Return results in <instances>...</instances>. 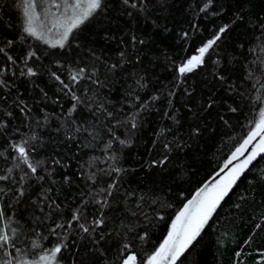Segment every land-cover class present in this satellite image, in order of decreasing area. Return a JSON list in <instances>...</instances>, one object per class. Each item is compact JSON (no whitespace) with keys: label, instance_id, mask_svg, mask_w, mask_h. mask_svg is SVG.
Returning a JSON list of instances; mask_svg holds the SVG:
<instances>
[{"label":"trees","instance_id":"trees-1","mask_svg":"<svg viewBox=\"0 0 264 264\" xmlns=\"http://www.w3.org/2000/svg\"><path fill=\"white\" fill-rule=\"evenodd\" d=\"M19 3L0 0V260L60 244L58 264H145L257 123L264 0H102L64 48L24 32ZM176 264H264V155Z\"/></svg>","mask_w":264,"mask_h":264},{"label":"snow or ice","instance_id":"snow-or-ice-1","mask_svg":"<svg viewBox=\"0 0 264 264\" xmlns=\"http://www.w3.org/2000/svg\"><path fill=\"white\" fill-rule=\"evenodd\" d=\"M128 0H125L127 3ZM135 7V5H132ZM102 7V0H62V2H55L51 4V8H55L57 12H51V9L46 10V14H50L52 19L50 21V27L46 30L44 25L40 24L39 27L36 21L41 19L37 13V3L35 0H24L23 15L25 17L24 32L29 36L34 37L37 40H42L52 48H64L65 43L69 41L70 36L74 30L78 29L88 19H90L99 9ZM63 9L62 12L59 10ZM226 29L222 27L219 31L223 33ZM55 38H50L51 36ZM220 35H216L214 39L209 40L203 47H201L198 56H193L187 61L186 64L179 67V73L181 75L186 72L193 71L197 64L203 63V58L206 53L220 40ZM3 51V49H0ZM11 59V57H9ZM84 70L71 75V80L78 82V77L83 78ZM28 75H35L31 69L28 71ZM67 87V85H66ZM78 100V97H73ZM259 121L255 124V127L250 131L248 138L244 140L243 144L236 149L232 154L233 159H238L247 151V145L256 137H260L255 149L243 160L240 164L231 168L228 173L222 178L220 182L213 185L211 189L207 185L196 193V196L184 206V208L178 213L175 220L172 223L171 230L168 233L167 238L159 246V248L147 257L145 264H176V261L189 247V245L200 234L204 225L209 221L213 212L218 207L220 201L228 194L232 186L243 174L245 169L253 160L260 154H264V109L259 113ZM135 127V123L132 125ZM15 150L18 152L19 157L22 158V162L28 166V168L35 173L37 171V165H34L28 158L26 149L22 145L15 146ZM232 161L229 160V163ZM227 167V164L225 165ZM5 179V177H0ZM113 187L112 185L109 186ZM103 191V190H102ZM111 193H109L110 195ZM4 214L0 212V219ZM79 215L74 214L72 220L79 223ZM102 221H95L96 226H100ZM69 223L68 227H71ZM57 227H63V225H57ZM79 227L87 233L89 228L83 223H79ZM16 236V230H12L11 237L9 234L0 229V249L9 245ZM34 247L38 245L34 242ZM13 247L15 245L13 244ZM63 245L56 244L49 251L39 256L38 260H18L17 264H58L57 257L61 253ZM128 246L125 245V248ZM4 256L9 257L6 260H0V264H13V258L7 251L3 252ZM122 264H138L137 256L135 254L128 255L122 262Z\"/></svg>","mask_w":264,"mask_h":264},{"label":"rangeland","instance_id":"rangeland-1","mask_svg":"<svg viewBox=\"0 0 264 264\" xmlns=\"http://www.w3.org/2000/svg\"><path fill=\"white\" fill-rule=\"evenodd\" d=\"M35 2L37 3V13L40 15V17H41V19L39 20V21H36V24H37V26L39 27V25L40 24H43L44 25V29L43 30H46L48 27H50L51 25H50V21H51V19H52V17H51V15L50 14H46V10L47 9H51V12H57V10L55 9V8H51V4L53 3V0H35ZM55 2H62V0H55ZM23 4H24V0H20V3H19V7H20V11H21V15H22V20H23V24H24V22H25V17H24V15H23ZM60 12H62L63 11V9H60L59 10ZM50 38H55V36L53 35V36H51ZM42 41V40H41ZM262 109H264V105H263V107H262ZM261 109V110H262ZM259 119H260V117L258 116V119H257V122L259 121ZM249 135V134H248ZM248 138V136L245 138V139H247ZM244 139V140H245ZM244 140H243V142H244ZM243 142L239 145V147L243 144ZM239 147H237V148H239ZM236 148V149H237ZM236 149H235V151H236ZM234 151V152H235ZM233 152V153H234ZM232 153V154H233ZM232 158V155H231V157H230V159ZM172 226V225H171ZM170 230H171V228H170ZM50 249H48V250H45V251H43V252H40V253H38L37 255H35V256H33L32 258H27V257H22V260L23 259H27V260H29V261H31V260H38L39 259V256L40 255H42L43 253H45V252H47V251H49ZM21 260V259H20ZM18 261V260H17ZM17 261H15L13 264H17Z\"/></svg>","mask_w":264,"mask_h":264},{"label":"water","instance_id":"water-1","mask_svg":"<svg viewBox=\"0 0 264 264\" xmlns=\"http://www.w3.org/2000/svg\"><path fill=\"white\" fill-rule=\"evenodd\" d=\"M262 135H264V134H262ZM259 140H260V137L258 136V137H256V139L255 140H253V141H251L250 142V144L249 145H247V151L246 152H244V154L243 155H241V156H239V158L238 159H233V158H231V159H229V160H231L232 162L231 163H229V160H227L225 163H224V165L217 171V172H215L210 178H208L203 184H202V186L193 194V196L190 198V200H192L195 196H196V193L197 192H199L202 188H204L205 187V185H207L208 187H209V189H211L212 188V186L213 185H215V184H217L218 182H220L221 180H222V178L228 173V171L231 169V168H233V167H235L236 165H238V164H240L241 163V161H243L254 149H255V146L258 144V142H259ZM262 155H264V154H260V155H258L257 157H256V159L257 158H259V157H261ZM255 159V160H256ZM255 160H253V161H255ZM252 161V162H253ZM227 164V167H225V165ZM250 165V164H249ZM249 165H248V167H249ZM247 167V168H248ZM246 168V169H247ZM245 169V170H246ZM189 200V201H190ZM188 201V202H189ZM188 202L186 203V204H188ZM184 208V207H183Z\"/></svg>","mask_w":264,"mask_h":264}]
</instances>
